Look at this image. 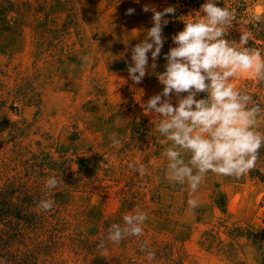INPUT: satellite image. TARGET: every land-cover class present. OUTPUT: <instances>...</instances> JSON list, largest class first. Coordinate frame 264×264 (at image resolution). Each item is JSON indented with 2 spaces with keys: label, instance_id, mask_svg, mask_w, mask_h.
<instances>
[{
  "label": "rangeland",
  "instance_id": "374dc122",
  "mask_svg": "<svg viewBox=\"0 0 264 264\" xmlns=\"http://www.w3.org/2000/svg\"><path fill=\"white\" fill-rule=\"evenodd\" d=\"M205 2L0 0V264H264V148L238 180L209 172L193 210L188 185L166 179L170 142H161L150 124L160 117L143 105L162 91L171 37ZM216 2L235 13L226 38L238 42L248 31L246 46L264 55V0ZM145 5L176 12L165 17L157 68L134 84L131 48L153 26ZM232 82L264 107V82L246 73ZM112 133L120 147L111 146ZM52 175L65 185L48 191ZM44 198L55 200L51 211L37 207ZM137 207L148 216L143 235L107 241L111 225L123 226ZM145 242L155 260L141 250Z\"/></svg>",
  "mask_w": 264,
  "mask_h": 264
},
{
  "label": "clouds",
  "instance_id": "9594fccd",
  "mask_svg": "<svg viewBox=\"0 0 264 264\" xmlns=\"http://www.w3.org/2000/svg\"><path fill=\"white\" fill-rule=\"evenodd\" d=\"M143 11L152 13L153 26L147 30L146 38L131 48L127 72L134 84L142 83L149 70L157 68L156 62L166 42L163 28L169 23L165 17L175 14L176 8L169 6L157 11L154 6L145 5ZM134 12L135 9L129 8L125 14ZM187 17L183 30L171 37L175 47L163 57L165 70L158 74L162 91L143 105L149 113L160 117L150 124L165 138L161 142H170L162 153L168 161L166 179L171 184L188 185L187 204L195 210L200 201L194 194L209 172L238 180L256 167L260 150L264 148V132L259 128L264 120V107L247 91L236 88L232 81L246 73L264 82V55L258 48L246 46L251 38L248 31L240 35L238 42L226 38L235 13L218 6L216 0H206L198 12ZM252 19L259 21L260 17ZM201 93L204 97L198 98ZM117 119L124 126L130 123L119 116ZM109 140L113 147L123 143L116 133ZM129 167L141 176L148 171L144 165L129 164ZM61 184H64L62 177L52 175L45 187L53 191ZM37 207L51 211L55 200L41 199ZM123 219V226L111 225L107 241L118 245L127 236L143 235V224L148 219L145 211L137 207ZM97 247L101 254L106 253L105 241ZM141 250L146 252L148 260L156 259L147 242L141 245Z\"/></svg>",
  "mask_w": 264,
  "mask_h": 264
},
{
  "label": "trees",
  "instance_id": "16d2710c",
  "mask_svg": "<svg viewBox=\"0 0 264 264\" xmlns=\"http://www.w3.org/2000/svg\"><path fill=\"white\" fill-rule=\"evenodd\" d=\"M239 3H240V4H239ZM238 4H239L240 7H237V8H236V11H235L236 14H238V15H237V18H239L238 16H240L239 13H242L241 11H244L245 8H246L244 2H241V1H240V2L237 3V5H238ZM232 9H235V6L232 7ZM237 12H238V13H237Z\"/></svg>",
  "mask_w": 264,
  "mask_h": 264
}]
</instances>
